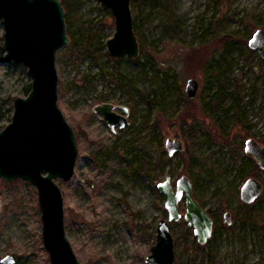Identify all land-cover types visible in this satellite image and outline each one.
<instances>
[{"label": "rangeland", "instance_id": "1", "mask_svg": "<svg viewBox=\"0 0 264 264\" xmlns=\"http://www.w3.org/2000/svg\"><path fill=\"white\" fill-rule=\"evenodd\" d=\"M171 3L168 9L153 0L132 1L144 51L130 59L108 52L115 32L110 10L98 0H70L66 23L81 41L76 50L71 41L57 52L59 106L75 130L79 153L73 178L56 179L69 239L80 264H149L157 226L168 216L158 184L171 175L175 186L186 175L215 220L214 233L201 244L184 218L173 221L175 264H264V189L251 204L240 197L248 177L264 185V169L244 177L258 164L248 160L245 141L264 145V60L245 40L264 29V0ZM4 33L0 17V129L13 115L6 109L26 96L31 82L25 65L5 59ZM89 45L95 57L84 54ZM190 78L200 83L192 99L186 93ZM235 99L239 113L229 108ZM105 102L124 115L122 107H129L124 128L113 131L93 110ZM176 133L184 152L169 156L166 141ZM237 144L242 151H233ZM163 151L171 158L164 170L148 168L145 158L154 163ZM28 215L35 224L32 241L22 224ZM7 254L17 256L15 264H51L37 186L0 176V264Z\"/></svg>", "mask_w": 264, "mask_h": 264}, {"label": "water", "instance_id": "2", "mask_svg": "<svg viewBox=\"0 0 264 264\" xmlns=\"http://www.w3.org/2000/svg\"><path fill=\"white\" fill-rule=\"evenodd\" d=\"M98 1L114 17L115 32L107 40L109 54L115 58L138 57L141 46L134 27L133 0ZM65 15L62 0H0V17L5 28L4 57L25 65L31 78L30 92L15 98L11 121L0 129V176L6 181L23 178L37 186L43 241L51 264H80L67 233L65 198L56 180L73 178L79 153L75 130L59 106L57 52L71 42ZM249 47L264 60V29L253 33ZM199 88V81L190 78L186 85L188 97H196ZM115 107L105 102L93 108L104 116L113 131L129 123V107H122L126 115L117 112ZM179 138L176 133L173 139H167L169 156L183 149ZM244 151L264 169L263 144L249 138ZM158 188L168 216L160 220L151 253L145 260L149 264H175L171 223L184 218L193 227L197 241L204 244L213 235L215 221L195 197L193 182L188 176H180L174 186L171 175H167ZM263 189V183L256 176L248 177L241 187L242 202L253 203ZM224 217L225 222L232 223L230 211ZM16 261L15 254H7L1 264Z\"/></svg>", "mask_w": 264, "mask_h": 264}, {"label": "trees", "instance_id": "3", "mask_svg": "<svg viewBox=\"0 0 264 264\" xmlns=\"http://www.w3.org/2000/svg\"><path fill=\"white\" fill-rule=\"evenodd\" d=\"M153 1H155V2H159V3H161V4H164V5H166L167 6V8L169 9L170 8V5L172 4L171 3V0H153ZM62 3H63V5H64V7H65V10H66V13L67 14H69V11H70V0H62ZM111 13V11L109 12V14ZM175 16L173 15L172 16V20L174 21L175 19ZM113 24H115V23H113ZM67 27H68V34H69V36H70V38H71V45H70V48H72V49H74V50H76V49H78L79 48V46H80V41H81V39H80V37H78V38H75V35H76V33H75V31H73L72 29H71V24H70V22H67ZM134 27H135V23H134ZM175 27H176V22L175 23H167L166 24V31H173L174 29H175ZM136 31V30H135ZM88 38H90V35H88ZM245 40H248L249 41V39H245ZM141 42V41H140ZM90 43H91V41H90ZM249 44V43H248ZM140 46H141V50H142V52L144 51V45L142 44V42H141V44H140ZM95 51H96V49H95V47H93V46H91V45H89L87 48H86V52H84V54H88V55H90V56H93V57H95L96 56V54H95ZM119 78L120 79H122L123 78V76H122V74H120L119 75ZM30 90H31V82L27 85V87H26V92H27V94L30 92ZM26 94V95H27ZM237 98V97H236ZM241 107V105H240V102L237 100V99H235V101L230 105V107L229 108H231V109H235L236 111L238 110V113H239V110L241 109L240 108ZM6 111H8V112H12V111H14V109H13V107H9V108H7L6 109ZM235 148L236 149H234L233 151L235 152V151H242L243 150V147H242V145L241 144H237V145H235ZM182 153L184 152V150L183 151H181ZM166 160H171V158H169V157H167L166 156V153H165V151H163V154L158 158V160L156 161V162H154V163H152L151 162V159L150 158H148V157H146L145 158V164L148 166V168H150V169H159L161 172L164 170V168H165V162H166ZM248 160H250V161H254V159L253 158H251V157H249V159ZM258 164H254L253 165V168H251V170H249V171H246V173H245V175H244V177L246 176H248V175H251V174H253V173H255V171H257V169L259 170L260 169V167H259V165L257 166ZM159 171V172H160ZM159 175V174H158ZM204 206V205H203ZM209 211V210H208ZM210 212V211H209Z\"/></svg>", "mask_w": 264, "mask_h": 264}, {"label": "bare ground", "instance_id": "4", "mask_svg": "<svg viewBox=\"0 0 264 264\" xmlns=\"http://www.w3.org/2000/svg\"><path fill=\"white\" fill-rule=\"evenodd\" d=\"M22 224H23V228L25 229V234L27 238H29V240L32 241L33 236H34V230H35L34 219L32 218L31 215H28L26 216L25 221Z\"/></svg>", "mask_w": 264, "mask_h": 264}, {"label": "flooded vegetation", "instance_id": "5", "mask_svg": "<svg viewBox=\"0 0 264 264\" xmlns=\"http://www.w3.org/2000/svg\"><path fill=\"white\" fill-rule=\"evenodd\" d=\"M215 221V220H214ZM215 224V223H214ZM213 233H214V231H213ZM213 236V235H212Z\"/></svg>", "mask_w": 264, "mask_h": 264}]
</instances>
